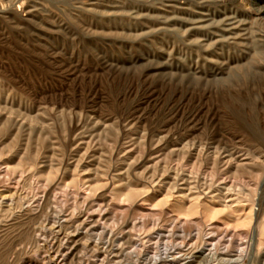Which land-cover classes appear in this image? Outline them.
<instances>
[{
  "label": "rangeland",
  "instance_id": "1",
  "mask_svg": "<svg viewBox=\"0 0 264 264\" xmlns=\"http://www.w3.org/2000/svg\"><path fill=\"white\" fill-rule=\"evenodd\" d=\"M262 224L264 0H0V264H264Z\"/></svg>",
  "mask_w": 264,
  "mask_h": 264
},
{
  "label": "bare ground",
  "instance_id": "2",
  "mask_svg": "<svg viewBox=\"0 0 264 264\" xmlns=\"http://www.w3.org/2000/svg\"><path fill=\"white\" fill-rule=\"evenodd\" d=\"M180 196V195H179ZM182 196V195H181ZM183 197H185V196H183ZM183 197H176V199H175V202H174V205H175V207H177V209H179L180 210V212H182V213H184V214H189V213H192L193 211H195L197 208H198V206H199V203H196V202H191V203H186V200H184L183 199ZM198 202V201H197ZM201 202V201H200ZM200 206H201V208L203 209V211H204V213L206 214V215H213V214H215L217 211H218V207H216V205L215 204H213L211 201H209V200H205V201H203L201 204H200ZM199 206V207H200ZM232 207V206H231ZM241 208V207H240ZM237 209H238V207H237ZM250 209V208H249ZM234 209L233 208H231L230 210H228L229 211V213L230 212H232ZM252 210V209H251ZM236 212V211H235ZM235 215V214H234ZM237 217V216H236ZM181 218V217H180ZM249 218V215H248V213L247 214H245L244 215V217H243V219H237L238 221H243V222H245V221H247V220H249L248 219ZM236 224H238V223H236ZM262 230L264 231V225L262 224V226H261V232H262ZM40 235V234H39ZM209 246V245H208ZM204 250V249H203ZM240 250V249H239ZM238 250V251H239ZM218 251V250H217ZM237 251V252H238ZM201 253V252H200ZM215 253H217V252H215ZM203 254L204 255H209V256H211L212 254H214V249H212V247H207V250H205V251H203ZM202 254V255H203ZM217 257V256H216ZM244 257H245V253L244 252H242V251H239L237 254H235V256H227V257H223V264H232L233 262H242V261H244ZM207 258H209L210 259V257H207ZM217 259H219V258H217ZM49 260V259H48ZM193 261V260H192ZM181 263H182V261H181ZM191 264V263H190ZM211 264V263H210Z\"/></svg>",
  "mask_w": 264,
  "mask_h": 264
}]
</instances>
